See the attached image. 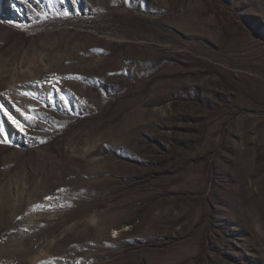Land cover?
Listing matches in <instances>:
<instances>
[{"label": "rangeland", "instance_id": "1", "mask_svg": "<svg viewBox=\"0 0 264 264\" xmlns=\"http://www.w3.org/2000/svg\"><path fill=\"white\" fill-rule=\"evenodd\" d=\"M0 104V264H264V0H0Z\"/></svg>", "mask_w": 264, "mask_h": 264}, {"label": "snow or ice", "instance_id": "2", "mask_svg": "<svg viewBox=\"0 0 264 264\" xmlns=\"http://www.w3.org/2000/svg\"><path fill=\"white\" fill-rule=\"evenodd\" d=\"M25 95H28V93H25ZM19 111V109H18ZM0 112H3V115L7 117V120L12 123V125L22 134L27 135L24 129V125L20 123L17 119H15L5 108V105L0 104ZM25 119L31 120L30 116L25 115ZM0 142H4V138L0 137Z\"/></svg>", "mask_w": 264, "mask_h": 264}]
</instances>
